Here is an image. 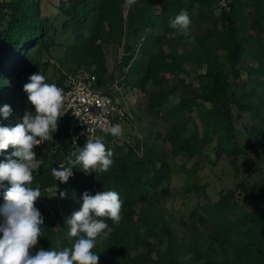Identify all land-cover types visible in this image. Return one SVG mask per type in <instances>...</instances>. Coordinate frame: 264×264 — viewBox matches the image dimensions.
I'll return each instance as SVG.
<instances>
[{"label":"trees","instance_id":"trees-1","mask_svg":"<svg viewBox=\"0 0 264 264\" xmlns=\"http://www.w3.org/2000/svg\"><path fill=\"white\" fill-rule=\"evenodd\" d=\"M124 3L60 0L56 8L65 18L61 32L72 41L59 46L76 64L87 62L104 89L114 80L109 75L107 47L122 48L119 65L127 71L126 87L146 91L153 85L154 90L147 93L149 110L164 123L174 157L183 155L190 161L206 155L214 159L212 164L223 157L264 158V80L257 81L264 78V0H234L228 11L217 6L214 10V0H140L130 8L123 7ZM43 4V0H0V108L9 105L12 109L8 118L0 114V126L14 127L27 111H34L24 91L29 77L41 73L28 67L32 52L57 45L49 41L51 29ZM184 9L192 21L190 32L176 37L169 21ZM202 25L207 27L202 34L192 33ZM186 63L201 70L204 84L198 91L189 85L174 104L162 72L176 75ZM252 77L257 78L249 91ZM169 105L171 109L164 112ZM195 112L202 122L192 129ZM247 114L250 123H246ZM53 137L34 149L39 172L34 173L32 187L41 189L35 207L44 220L52 221L42 228L43 236L30 250L32 254L56 247L57 241L61 249L70 246L74 240L67 236L65 219L80 209L83 193L111 190L123 201L122 220L119 226L106 221L114 231L107 239L97 240L93 252L99 255V264H264V175L252 185L242 182L235 190L220 192L217 202L202 207L204 214L192 212L190 223L179 221L194 233L191 247L171 228L161 227L167 244L159 250L149 240L156 225L151 215L160 197L172 195L169 186H163L171 176L168 158L139 141L113 143L112 136L106 148L113 152V164L107 172L85 175L73 168L68 182L60 183L52 169L70 166V143L59 129ZM12 151L11 147L0 151V162H6ZM8 187L7 182L0 187V206ZM61 191L67 193L66 198L59 197ZM209 222L214 228L204 236L200 227ZM204 239L208 241L205 250L199 245ZM218 251L222 258L216 257Z\"/></svg>","mask_w":264,"mask_h":264},{"label":"clouds","instance_id":"clouds-1","mask_svg":"<svg viewBox=\"0 0 264 264\" xmlns=\"http://www.w3.org/2000/svg\"><path fill=\"white\" fill-rule=\"evenodd\" d=\"M136 0H125L123 7L130 8ZM191 18L186 9L169 21L178 34L188 36ZM67 84V82H66ZM28 101L34 111H27L22 121L14 127L0 126V151L13 149L6 162H0V187L7 182L10 187L3 193L5 203L0 206V264H99V255L93 252L98 238L107 239L114 231L107 220L119 226L122 220L123 201L116 191H99L95 195L85 191L78 211L66 217L67 236L74 242L70 246L40 249L31 253L43 236L44 217L35 207L41 197L39 186L32 187L34 173L39 172V162L34 151L43 142L52 141L58 130L64 89L50 84L41 73L32 74L24 85ZM11 107L4 105L0 114L8 118ZM90 133L83 147L76 145L69 158V167L53 168L52 175L60 183H67L73 168L85 175L104 173L113 164V152L106 148L100 137ZM113 137H122L120 123L103 128ZM71 157H74L72 159ZM57 193V189L53 196ZM66 192H59L66 198Z\"/></svg>","mask_w":264,"mask_h":264},{"label":"rangeland","instance_id":"rangeland-1","mask_svg":"<svg viewBox=\"0 0 264 264\" xmlns=\"http://www.w3.org/2000/svg\"><path fill=\"white\" fill-rule=\"evenodd\" d=\"M59 1L43 0L44 4L42 7L51 29L49 41L54 40L57 45L51 47L49 51L41 49L34 50L32 52L33 58L28 66L32 70H40L51 84L56 85L60 82L62 75L71 74L79 69L88 68L89 66L87 62L81 65L76 64L73 59L74 57L69 56V53H66L59 46V44H69L72 41L70 35H65L61 32L65 18L59 14L56 8ZM136 1L139 2L140 0ZM213 9L218 10L216 5H213ZM156 10L160 11L161 5L156 6ZM206 29V25H202L199 28H194L192 33L199 35ZM175 36L179 37L180 34L176 33ZM131 43L135 44V41L132 40ZM106 52L108 56L109 75L113 74L114 80L105 87V91H108L121 104H124L130 115V121L120 123L124 129L123 136L116 137L113 143L121 144L123 142H129L131 145H134L139 141L163 153L168 158L171 166V176L163 186H169L172 195L159 198L154 208V213L151 215V220L154 219V222H156L155 235L149 238V240L157 249L164 250L167 244L166 237L160 228L169 227L183 244L191 247L190 241L194 233L178 224V222L190 223L189 219L194 211L204 214L202 207L209 202H217L220 198V192L235 190L242 182L248 185L254 184L264 175V158L262 156L223 157L216 164H212L211 159L213 158L210 157L211 159H209L206 155L193 158L190 161H187L183 155L174 157L172 154V145L166 139L164 123L161 119H156L149 110L147 93L154 90L153 85L149 84L146 91L132 88L131 86L126 87L128 83L125 78L127 71H122L119 65V60L122 57V48L111 46L107 47ZM66 55L69 56L68 61ZM247 64H249V60L246 62ZM200 73L201 70L195 64L191 63H186L183 71L176 75H171L165 70L162 72V75L165 76V88L173 94L171 101L174 104L178 103V96L189 85L196 91L203 86L204 82H201ZM256 78L252 77V81L247 88L249 91L253 90ZM263 80L264 78H257V81L263 82ZM237 84L241 85L240 81ZM171 106H165L164 112L170 110ZM251 120L250 115L247 114L246 123H250ZM201 122V117L195 112L190 121V126L193 129V124H200ZM200 137H205L202 131L200 132ZM198 145L201 146V143ZM215 145L216 142H213L212 146ZM137 210L139 211L140 207H137ZM51 221L44 220L42 228L49 225ZM213 228L211 222L200 227L204 232V236H207ZM206 241L204 239V246L202 243H199L200 247L204 250L208 242ZM219 252L216 257L222 258ZM185 259L188 260L189 257ZM228 259H233L231 251H229Z\"/></svg>","mask_w":264,"mask_h":264},{"label":"built area","instance_id":"built-area-1","mask_svg":"<svg viewBox=\"0 0 264 264\" xmlns=\"http://www.w3.org/2000/svg\"><path fill=\"white\" fill-rule=\"evenodd\" d=\"M234 0H214L220 9L230 10ZM67 82V84H66ZM58 87L64 89V103L58 129L67 137L70 153L76 145L83 147L93 129L95 137H100L107 146L111 144L110 134L106 135L103 128L130 121L129 111L115 97L109 95L100 86L94 70L82 68L74 73L66 74ZM116 139V137H115Z\"/></svg>","mask_w":264,"mask_h":264}]
</instances>
